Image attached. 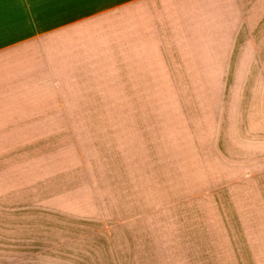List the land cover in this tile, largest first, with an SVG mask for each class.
Here are the masks:
<instances>
[{"label":"rangeland","instance_id":"obj_1","mask_svg":"<svg viewBox=\"0 0 264 264\" xmlns=\"http://www.w3.org/2000/svg\"><path fill=\"white\" fill-rule=\"evenodd\" d=\"M247 57L228 81L12 131L0 264H264V49Z\"/></svg>","mask_w":264,"mask_h":264},{"label":"crops","instance_id":"obj_2","mask_svg":"<svg viewBox=\"0 0 264 264\" xmlns=\"http://www.w3.org/2000/svg\"><path fill=\"white\" fill-rule=\"evenodd\" d=\"M263 34L264 0H0V145L27 144L7 139L30 123L77 128L60 116L108 113L109 97L228 81Z\"/></svg>","mask_w":264,"mask_h":264}]
</instances>
